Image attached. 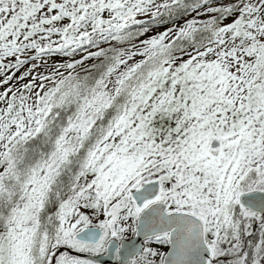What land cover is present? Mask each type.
<instances>
[{"label":"snow or ice","instance_id":"6c2138e0","mask_svg":"<svg viewBox=\"0 0 264 264\" xmlns=\"http://www.w3.org/2000/svg\"><path fill=\"white\" fill-rule=\"evenodd\" d=\"M0 264H264V0H0Z\"/></svg>","mask_w":264,"mask_h":264}]
</instances>
